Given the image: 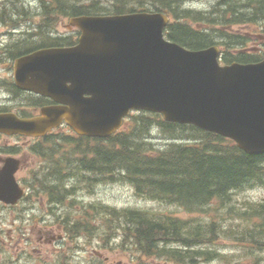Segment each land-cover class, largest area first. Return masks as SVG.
I'll use <instances>...</instances> for the list:
<instances>
[{"label":"water","instance_id":"95a60500","mask_svg":"<svg viewBox=\"0 0 264 264\" xmlns=\"http://www.w3.org/2000/svg\"><path fill=\"white\" fill-rule=\"evenodd\" d=\"M165 23L160 14L91 17L79 23L78 45L23 58L18 85L67 105L42 109V131L65 118L79 134L108 137L139 107L264 153V59L221 67L216 47L193 51L163 40ZM41 70L51 85L35 77ZM6 119L24 128L11 116L0 122Z\"/></svg>","mask_w":264,"mask_h":264},{"label":"rangeland","instance_id":"374dc122","mask_svg":"<svg viewBox=\"0 0 264 264\" xmlns=\"http://www.w3.org/2000/svg\"><path fill=\"white\" fill-rule=\"evenodd\" d=\"M110 1L111 0H82L81 2L88 5L87 9L89 11L94 10V8L98 6L101 12H103L106 10L111 11L108 7ZM152 1L153 0L145 2V0H137L136 6L138 8L156 9V4L161 5L162 2H165V0ZM166 1L171 8H177L178 10L188 9L191 14L203 16V18H198L196 21L193 20V23L188 25L197 31L201 29L203 32L209 33L208 38L209 42H211V44H208L209 46L230 42L234 57L245 48L247 51H252L254 57L264 51L256 52L260 47H264V31L262 33L257 32L259 24H262L261 29L264 30V10H262L260 14L257 13L255 18L245 15L247 18L245 21L234 23L233 21L230 22L231 19L233 20V11H230L228 5L230 0ZM28 2H30V4ZM234 3L239 4L238 0H233V4ZM261 3L263 9L264 3L263 1ZM64 4L65 2L59 3L58 9H62ZM121 5L123 8H127L128 6L125 2ZM49 6V4H46L44 9L48 10L50 8ZM255 8L258 9L259 6L255 5ZM2 9L10 12L32 11L33 9H37L38 11L43 10V8H40V4L37 0H0V10ZM248 10L249 9H245L243 11L247 14L250 12H248ZM165 11L167 10L165 9ZM208 19H213L215 24H208L214 27L212 30L205 31L203 24H207ZM33 20L36 21L33 30L39 32L42 36L50 35L52 37V39L43 37L41 40L42 43L58 44L65 41L64 38L69 42L72 41L71 37L65 31L61 18L51 21L48 18L35 17ZM66 22L67 21L64 20V23ZM235 40H239L242 43L240 44V42ZM140 113L145 112H137L136 115ZM145 114L146 118L141 119L140 123L146 120L150 123L149 125L148 122L146 123V131L143 132L138 140L144 143L146 147L149 148L148 151L153 155L165 151L172 142H195L202 136L200 132H194L191 128H186L184 130L179 128L171 130L166 129L160 124L162 120L160 116L150 113ZM134 123L135 122L130 118L128 124L130 127L128 128L127 126V130H129ZM69 133L67 129L64 130V134ZM64 134L60 136V139H57L63 144H65ZM86 144L87 150L92 151L96 143L89 140L85 141V145ZM62 149L63 146L57 145L53 147L51 153L55 156L56 153ZM78 150H81V147L78 148ZM78 155L77 152H74V157H70L73 170L77 171L78 175L75 177H67L62 180L64 186H66L71 193L68 195V200L73 211L66 207H57L56 210L53 209L50 214L48 210L47 212L44 211L45 208H43V210L41 208L38 209L37 201L31 203L33 211L43 220V228L51 231L55 238H57L59 234L58 224H60L59 218L61 216L69 214L70 221H68L67 224L70 228L74 225L72 221L79 222V228L71 229L73 242L69 244L68 252L65 254L68 257L74 254L72 264H75L78 257H80L79 262L84 264H191L188 258L184 259L183 262L176 263L173 261L174 259L165 258V256L148 257L142 255V253L139 252L136 241L134 242L132 238L128 237L130 234L123 226L125 223L121 213L125 210L147 211L146 213L152 215H170L185 221L187 218H194L198 220L196 222L202 225L205 224L206 227H208L206 222L210 221L211 216H217V219H219L221 217H219L218 214H224L225 216L223 219H219L221 229L218 232L217 241L202 246L203 249L214 251L219 255L211 254L207 256V258H199L198 264H264V249H254L247 243L245 246H241V242L234 239V236H244L241 232L250 230L252 223L246 220L253 217V215L249 214V210L255 206L256 203L264 202V180L249 181L242 189L232 192V202L230 205L233 206L234 211L232 212L236 213L226 215V213L222 212H225V209L216 211L215 206L206 207L207 210H203L202 212L188 213L174 203H168L165 202V200H158L147 194L137 192L134 183H132L131 179L128 177L125 178L122 171L115 170L114 173L108 176L100 172H95L94 174L84 171L81 173L79 169H74L77 163L80 162L77 159ZM86 155V159H90L91 154L88 153ZM64 175V173L60 174L58 179ZM54 178L55 175H47V179L53 180ZM61 192L65 193V190L61 189ZM82 203L88 208L86 219H84L83 212L77 210L78 206ZM214 204L219 206L217 203ZM244 211L246 214L242 217L241 215ZM196 222L192 221L194 224H196ZM42 240H44V238ZM46 250L48 251L45 253L42 251L41 254H51L49 251L52 250V247L48 245ZM27 254H33V256L31 258L27 257L26 264H39V257H41L39 252ZM40 264L45 263L41 261ZM65 264L70 263L66 261Z\"/></svg>","mask_w":264,"mask_h":264},{"label":"trees","instance_id":"16d2710c","mask_svg":"<svg viewBox=\"0 0 264 264\" xmlns=\"http://www.w3.org/2000/svg\"><path fill=\"white\" fill-rule=\"evenodd\" d=\"M257 1L260 0H247V4H240L241 10L235 5L233 22L246 20L245 15L255 18L257 13L260 14L264 10L262 3L258 4V9L250 7ZM243 8H249L250 12L245 14ZM172 29L174 31H170L169 37L188 48H202L211 44L209 33L202 30L196 31L179 23L173 24ZM226 45L230 46V42ZM251 59L249 56L248 60ZM237 60L247 61L240 57ZM144 116L141 115L140 119L134 121L129 130L119 131L104 141L98 140L92 151L85 150V140L91 139H74L76 142L71 143L68 148L69 155L74 152L80 155L77 158L80 162L75 169L100 172L106 176L115 170L122 171L125 178L135 182L139 191L153 198L165 199V202L176 203L188 213L207 210L206 207H210L209 204L213 202L219 204L216 211L225 209L222 212L226 215L236 213L232 212L233 206L230 205L232 192L249 181L264 180V153H245L233 141L217 134L201 132L193 126L160 122L166 129L191 128L202 136L195 142H172L165 151L153 155L138 140L146 131V123H150L148 120L140 123ZM68 139L71 138L67 137L65 140ZM80 147L81 150H78ZM88 153L91 154L90 159H86ZM245 214L244 211L241 216L244 217ZM249 214L253 215L246 220L252 223L250 230H245L250 235L249 241L253 247H264V202L256 203ZM121 215L127 221L125 227L128 233L135 239L143 254H163L165 258L176 260L189 258L191 263H195L196 259L199 261V258H207L211 255L209 253L214 252L197 248V245H206L208 241L218 238L221 229L219 219L225 216L218 214L221 217L219 219L211 216L206 227L199 222L194 224L192 220L185 221L170 215H151L135 210H125Z\"/></svg>","mask_w":264,"mask_h":264},{"label":"flooded vegetation","instance_id":"af4514ba","mask_svg":"<svg viewBox=\"0 0 264 264\" xmlns=\"http://www.w3.org/2000/svg\"><path fill=\"white\" fill-rule=\"evenodd\" d=\"M37 1L43 10L11 12L5 9L0 10V113L12 112L21 118L38 115L42 107L55 104L50 98L24 90L14 82L15 60L40 48L43 37L52 39L50 35L42 36L33 30L36 24L33 18H48L52 21L59 16L64 19L87 15L89 11L88 5L81 1ZM148 1L151 0H145V2ZM61 2H65L64 7L58 10V4ZM46 4H50V10L44 9ZM111 4L115 12L120 10L116 7L118 6L117 0L112 1ZM66 29L73 30L74 28L67 25ZM53 44L56 43H50V45ZM63 44L72 45L71 42ZM52 134L51 132L42 138L0 131V183L5 180L9 182V179H12L14 185H12V198L13 194L20 192L15 203L0 200V264H26L27 257L33 256L27 253L36 252L41 255L39 264L41 261L45 264H65L66 261L72 264L74 254H71V257L65 255L69 244L73 242V240L68 241L71 239L69 233L59 234L58 240L55 241V244L60 247L67 244L65 247L61 249L55 247L49 251L51 254H41L42 251L43 253L48 251L46 247L53 242L55 237L51 231L43 228L42 218L33 211L31 205L32 202L37 201L38 209L45 208L46 212L47 210L52 212L57 206L51 201L54 198L53 194L47 190L52 184L51 188H56V180H50L49 185L45 184L44 188L41 181L43 175H48V173L55 175L52 170V159L47 156L53 149V146L48 143L51 141L47 139ZM42 147H45V154L42 152ZM67 174H72V172ZM43 199L49 202L43 203ZM79 260L80 257L77 258L75 264H84Z\"/></svg>","mask_w":264,"mask_h":264},{"label":"bare ground","instance_id":"6f19581e","mask_svg":"<svg viewBox=\"0 0 264 264\" xmlns=\"http://www.w3.org/2000/svg\"><path fill=\"white\" fill-rule=\"evenodd\" d=\"M37 35V34H36ZM33 36V35H32ZM101 185V184H100ZM95 192V191H94ZM119 201V200H118ZM75 204V203H74ZM45 205V204H44ZM146 205V204H145ZM224 207V206H223ZM73 211V210H72ZM147 212V211H146ZM197 213V212H196ZM220 213V212H219ZM104 214V213H103ZM105 216V215H104ZM97 217V216H96ZM141 220V219H140Z\"/></svg>","mask_w":264,"mask_h":264}]
</instances>
